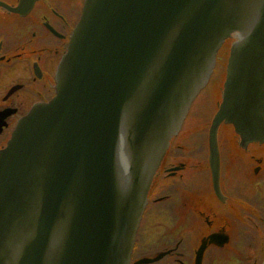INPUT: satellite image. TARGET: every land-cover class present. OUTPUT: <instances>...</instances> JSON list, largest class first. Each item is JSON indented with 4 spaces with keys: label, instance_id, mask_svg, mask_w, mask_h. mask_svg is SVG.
I'll list each match as a JSON object with an SVG mask.
<instances>
[{
    "label": "water",
    "instance_id": "95a60500",
    "mask_svg": "<svg viewBox=\"0 0 264 264\" xmlns=\"http://www.w3.org/2000/svg\"><path fill=\"white\" fill-rule=\"evenodd\" d=\"M227 38L215 189L221 122L264 142V0H84L55 94L0 148V264H128L154 173Z\"/></svg>",
    "mask_w": 264,
    "mask_h": 264
},
{
    "label": "flooded vegetation",
    "instance_id": "af4514ba",
    "mask_svg": "<svg viewBox=\"0 0 264 264\" xmlns=\"http://www.w3.org/2000/svg\"><path fill=\"white\" fill-rule=\"evenodd\" d=\"M18 2L0 0V148L33 105L53 96L56 69L83 0H36L22 12L13 10ZM226 53L219 52L221 63ZM189 125L183 122L171 138L154 174L129 264H195L202 241L200 264H259L264 259V143L241 142L227 125L218 130L216 191L207 140L195 143L196 137H188ZM204 170L207 190L200 185ZM242 176L246 182L239 181ZM239 206L248 209V219L234 218ZM250 224L263 230L256 254L241 251L231 237L232 228Z\"/></svg>",
    "mask_w": 264,
    "mask_h": 264
},
{
    "label": "rangeland",
    "instance_id": "374dc122",
    "mask_svg": "<svg viewBox=\"0 0 264 264\" xmlns=\"http://www.w3.org/2000/svg\"><path fill=\"white\" fill-rule=\"evenodd\" d=\"M221 70L223 71V63H220L217 65L215 73L212 75L211 80L208 81L207 85L204 86L199 93L194 98L190 111H189V117L186 119L185 124L189 126H192V131H189L188 137L194 138L196 137L195 143H202L205 145V141L207 139V129L210 122V119L215 112L217 101L220 97V81H222V74L220 73ZM185 126V125H184ZM195 126V127H194ZM225 125L222 124L220 127V132H224ZM224 134V133H222ZM185 133L183 134L184 138ZM201 181L200 185L204 190H207L209 183H208V174L207 171L204 170L203 173L200 175ZM239 181L246 182L247 179L242 176V178H239ZM241 188V186H239ZM248 209L246 207H238V211L234 214L235 219L239 220H246L248 219V216H250V213L247 211ZM257 212V211H256ZM251 218L256 219V215L251 214ZM231 237L234 242L239 243V247L241 251H248L252 252L255 249H257V244H259L262 241L263 236V230L261 225L258 227L253 226L250 224V226H237L231 229ZM252 242L255 243V247L252 246ZM249 243V244H247ZM251 243V244H250ZM237 247V245H236ZM260 247V246H259ZM255 254L257 253V250L254 251ZM230 260H224V264L229 262Z\"/></svg>",
    "mask_w": 264,
    "mask_h": 264
}]
</instances>
